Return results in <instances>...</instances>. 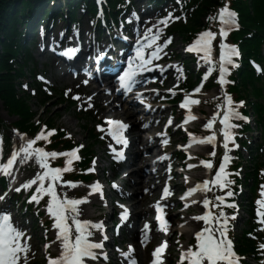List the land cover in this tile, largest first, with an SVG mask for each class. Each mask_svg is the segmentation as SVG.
I'll return each instance as SVG.
<instances>
[{
  "label": "snow or ice",
  "instance_id": "6c2138e0",
  "mask_svg": "<svg viewBox=\"0 0 264 264\" xmlns=\"http://www.w3.org/2000/svg\"><path fill=\"white\" fill-rule=\"evenodd\" d=\"M176 2L179 4L181 0H176ZM133 15H135V13H133ZM236 17L237 13L230 10L229 6L225 4L223 7L218 9L216 16H210L208 18L211 21L219 22L220 28L218 32H213L210 29H206L199 33L194 42L186 48V51L190 53L195 52L198 55L202 53L203 55L200 57V59L203 60L205 64L209 65L207 73L202 77L201 84L193 89L192 94L195 95L201 92L205 82L209 79V75H211L216 69V62H214L212 55L213 42L216 41L217 37L219 36V75L216 83L220 86V90L224 92V96L222 103L217 106L219 111H217L211 117V119L208 120L204 127L211 131L214 128V125L217 124V121L219 125H222V127L217 128V132L223 136V148L225 149V152L222 162L219 164L218 170L215 172V178L211 180H205L203 184H197L195 187L189 189L185 196H191L198 190L211 191L209 184L217 186L221 190L229 189L226 192L227 197H232L234 195V192L230 190L234 183V181L229 178L232 173L226 171V165L231 159L228 155V151H230L229 143L233 144L234 147H238V145L235 144L236 133L233 130L239 128L240 125L233 123V121L243 120L247 122L248 120V117L241 115V113L237 110L238 107L243 106L244 102L240 101L239 104L236 105L233 97L228 95L224 88L227 83H230V81L226 79V77L230 75L228 66L230 65L232 68L239 67V65L236 64L233 59L234 57L238 58L240 56L237 47L225 43L228 32L233 27L237 26ZM179 19H181V17H174L173 13L169 12L166 17L159 19L156 24L152 25V27L145 29L143 35L137 40L135 57H130L128 59L127 68L123 71V74L118 77L119 88H117V91L122 89L125 95L132 92L133 88L138 83V77H141L146 71H151L153 67H159L161 72L164 71L163 67L160 65H153V61L161 58V53L163 52L164 48H166L167 45L171 43L172 39L169 37L165 39L162 44L158 43L161 36L163 35L162 27L166 28L168 27L169 23ZM153 29H155V31H153ZM61 35L63 36V33ZM74 35L78 38V30ZM146 49H151L147 58L145 56ZM76 51H78L77 48H68L62 53V55L71 56V54L75 53ZM97 51L99 52V49H97ZM257 70L259 71L260 69L257 67ZM176 71L178 73L176 77L177 81L182 78L186 79L184 72L180 67L177 66ZM85 75L90 77L91 73L88 70H85ZM38 79L43 80L44 78L38 77ZM82 83L86 85L88 80H84ZM174 87H178V84L174 85ZM70 91L71 89L66 90L65 95H67ZM151 91L156 92L157 90L152 89ZM168 91L171 92L173 96L176 95V92L173 91V89H168ZM181 91L183 90L181 89ZM73 98L77 100L80 99L79 96H74ZM134 98L143 103L141 94L137 93ZM91 99V97L88 98V100ZM161 99H163V97H161ZM199 103L200 101L198 99H191L189 96H185L179 107L188 108L190 105H198ZM87 106L89 108L93 107L91 103H89ZM189 119H196V117L190 116ZM168 123H172L171 118H169ZM105 124L108 126L106 132L107 135L111 136L113 140L117 141V143H120L125 147L129 146L130 142L124 135V133L130 128L129 124L124 123L121 120L107 118H105ZM147 126L148 125H144V127ZM97 129L102 133L105 132V127L102 125H97ZM51 132L54 134L55 130L53 129ZM217 132H212V134L199 140V143L201 144L212 145L213 151L209 153V155L212 157H215L216 155L215 147ZM17 134L20 136L22 143L18 151L14 150L11 153L7 163H0V174L10 176L18 157H21L22 161H28L34 157L39 167L45 170L43 174L38 173L34 179L29 180L27 183L23 184L22 187L24 189H28L32 187V185L37 184L39 181V186L35 191L40 195H32L28 201L29 203L36 202L38 204L41 196L43 195L49 197L46 205L47 213H49L51 217L54 218L53 226L58 230L56 240L60 242L61 252L55 258L48 257V264H86V261L88 260H97L98 253L96 250H102L104 248V243L103 241L93 242L91 239H89V237L93 235L90 229H96L103 232L105 227L103 221L93 223L91 221L81 220L78 218L80 215L78 206L88 203V198H68L66 194L63 196L58 195L56 187L61 179V173L70 171L71 168H50L48 163L49 157L55 158L57 156L63 155L69 157L67 164L71 165L73 163V159H81L77 153L80 148L84 147V145H79L78 148L64 153H57L56 151L47 152L44 148L33 147V145H35L38 141L47 139V136H45L43 131L37 134L34 139H26L23 134ZM158 135L165 134L158 133ZM191 135L192 134L189 133V136ZM162 143L167 145L168 140L164 139L162 140ZM191 143L192 141L190 139L189 144ZM178 147L180 146L178 145ZM116 159L119 161L126 159V157L124 156L123 152H119L116 154ZM158 159L165 160L168 159V157L162 156L158 157ZM95 163L96 161L94 159L93 166L85 171L95 172ZM202 164L208 170H212L214 167L211 161H202ZM188 167L192 168L194 165H188ZM168 170L170 171V166ZM238 174L239 173H236V175ZM45 180L49 181L47 187L44 185ZM63 183L70 187L78 186V182L64 181ZM112 186L113 188H118L115 183H113ZM90 187L92 188V192H90L89 195L99 192L100 198L102 200L104 199L102 185L99 183V181L94 182V185ZM20 190L21 188L19 187L15 188L16 192H19ZM6 195L7 193L0 195V201L4 200ZM169 195H171L169 188L165 186L163 189V196L167 197ZM260 197L261 199L256 201V215L258 217V222L264 225V185H261ZM184 198L185 197H182V199ZM216 200L220 201L219 205H213V207L220 209L216 214L206 212L203 215L193 217L195 220L203 221L206 227L195 234V245H192L187 250L182 251L180 264H184L185 261H187V264H240L242 258L235 252L234 244L232 240L228 238L229 221L235 220L236 217H228L223 211V207L235 209L237 205L232 203L225 204L224 196H217ZM193 203H196V201H193ZM209 205L210 201L208 199H204L203 207L208 209ZM120 207L123 208L124 206L120 205ZM156 210L157 212L161 211L159 203L156 205ZM127 218L128 211L127 209H124V212L121 214V220H127ZM157 219L161 220L162 223H166V221H163L162 217L160 216H158ZM69 220H71V224L68 223ZM144 227L147 229L149 226L145 224ZM260 230L264 231V228H261ZM30 239L31 237L26 236V233L23 230L14 225L10 214H0V264H29L28 253L30 251V245L28 240ZM107 239V235H104L103 240ZM166 244L167 242H164L161 246L154 250L151 264H162V254ZM45 247L47 248L49 245H45ZM259 248L264 249V243L260 244ZM133 252L134 249L131 245H129V251L127 253L121 254L126 259H128L132 256ZM101 254L103 255V259L107 261V254L103 252ZM128 264H136L135 259H129Z\"/></svg>",
  "mask_w": 264,
  "mask_h": 264
},
{
  "label": "trees",
  "instance_id": "16d2710c",
  "mask_svg": "<svg viewBox=\"0 0 264 264\" xmlns=\"http://www.w3.org/2000/svg\"><path fill=\"white\" fill-rule=\"evenodd\" d=\"M257 0H255L256 2ZM23 0H0V100L3 101L4 105L10 106V104H15L12 100V91H13V82L17 78L15 72L12 71L9 66V58L14 54L19 52L14 51V45H18L16 42L17 31L15 29V24L18 22L17 15L22 11ZM30 4V2H27ZM21 8L19 11L17 9ZM15 8V13L13 9ZM259 10H256V13ZM243 15H247V25L251 28H256L252 24L253 18L248 16L247 10H243ZM256 18L259 19L260 15H256ZM249 80L252 79V76L247 77ZM18 113L22 116H27V108L25 105L19 104Z\"/></svg>",
  "mask_w": 264,
  "mask_h": 264
},
{
  "label": "rangeland",
  "instance_id": "374dc122",
  "mask_svg": "<svg viewBox=\"0 0 264 264\" xmlns=\"http://www.w3.org/2000/svg\"><path fill=\"white\" fill-rule=\"evenodd\" d=\"M263 53H264V52H263ZM248 100H249V99H248ZM33 105H34V104H33ZM34 109H35V108H34ZM48 109H49L50 111H52V110H54L55 108H54L53 105H50V106L48 107ZM56 111H58L57 114H60V117H58L56 123L59 124L60 126L64 127V128H66L69 132L73 133L78 141L82 140V141L85 142V141H86L85 136H84L85 133L79 128V124H78V122L75 120V118L73 117V114L69 113V111H68L67 109H64V107H58ZM54 113H55V112H53V114H54ZM115 114H118V113H115ZM43 116H44V115H43ZM54 116H55V115H53V117H54ZM1 117H2L3 119H6V120L10 121V122H13V121L15 120V118L8 117L4 112L1 113ZM55 117H56V116H55ZM54 119H56V118H54ZM98 155H99V152H98ZM246 156H247V155H244V157H246ZM99 164H100V166H103L104 163L99 162ZM246 165H249V163H247ZM36 175H37V173H36V171L34 170V171L31 172V174L28 176V179H29V180L34 179V178L36 177ZM196 175H197V174H196ZM196 175H195V176H196ZM128 187L131 189V191H134V189H135V188L132 186L131 183H129ZM77 190H78V188H77V187H74V188H70V189H64V190H61V191H62V193H64V194H67V195L73 196V195H75V193L77 192ZM79 191H80V190H79ZM79 191H78V193H79ZM18 214H20V212H19ZM92 214H93L94 216L97 215V213H92ZM20 215H23V214H20ZM24 218L26 219V214H25ZM28 220H29V225H26V226H27L28 229H30L29 232H30L31 235L35 238L34 241H33V243H36L35 246H36V248H37V250H38V253L36 254L37 257H36L35 260H41V254H42L41 251L44 249V247L41 246V242H44V243H45V240H46L47 238H50V235L47 236V237H45L44 234H43V230L40 229V228H37V230L32 231L33 228L31 227V225L34 223V221H33V223L30 224V219L28 218ZM241 228H242V224H241V225L239 224V225H238V229H237V235H238V233H239V231H240ZM26 230H27V229H26ZM36 231H38V232H36ZM48 244H49V243H48ZM51 244H52V243H51ZM51 244H50V245H51ZM50 250H51L53 253L55 252V249H53L52 247H50Z\"/></svg>",
  "mask_w": 264,
  "mask_h": 264
},
{
  "label": "bare ground",
  "instance_id": "6f19581e",
  "mask_svg": "<svg viewBox=\"0 0 264 264\" xmlns=\"http://www.w3.org/2000/svg\"><path fill=\"white\" fill-rule=\"evenodd\" d=\"M137 161L141 163V162H143V159H139V158H138ZM145 164H146V163L144 162L142 166H144ZM132 176H133V174L129 175L128 177H132ZM128 177H127V178H128ZM152 194H153V192H150V193H149V195H152ZM143 199H144L143 197H140L139 202H138V203H136V202L134 203V206H135L136 210H137V209L140 210V208H141V202L143 201ZM141 253H142V251H141Z\"/></svg>",
  "mask_w": 264,
  "mask_h": 264
}]
</instances>
